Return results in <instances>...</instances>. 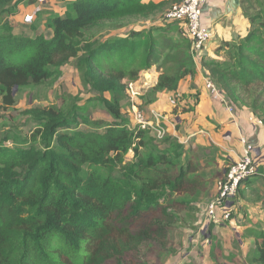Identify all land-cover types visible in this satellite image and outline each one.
Returning a JSON list of instances; mask_svg holds the SVG:
<instances>
[{
	"label": "trees",
	"instance_id": "16d2710c",
	"mask_svg": "<svg viewBox=\"0 0 264 264\" xmlns=\"http://www.w3.org/2000/svg\"><path fill=\"white\" fill-rule=\"evenodd\" d=\"M23 1L0 0L4 104H13L15 88L39 84L52 67L76 60L82 82L99 96L113 121L96 124L103 132H83L71 128L74 116L49 108L37 117L41 124L31 133L28 148L0 146V264H94L114 216L134 218L148 212L163 199L164 188L182 194L203 186L187 171L174 172L184 151L181 144L168 136L161 142L166 147L155 152L150 145L156 140L148 131L130 130L121 110L127 82L138 80L162 56L154 35L159 29L104 41L87 38L92 28L106 22L147 20L162 13L169 1L73 0L62 17L49 21L50 38L13 34L8 19ZM242 12L250 24L248 33L220 46L222 60L203 59L201 66L230 106L247 108L264 127V0H244ZM173 47L174 54L163 58L173 66L160 74L155 93L175 92L184 77L195 74L189 40ZM129 151L134 161L124 165ZM85 166L108 176L102 182L83 176ZM118 168L121 178H111ZM256 244L252 262L264 264L263 233Z\"/></svg>",
	"mask_w": 264,
	"mask_h": 264
},
{
	"label": "rangeland",
	"instance_id": "374dc122",
	"mask_svg": "<svg viewBox=\"0 0 264 264\" xmlns=\"http://www.w3.org/2000/svg\"><path fill=\"white\" fill-rule=\"evenodd\" d=\"M171 1L173 3L162 13L147 20L131 18L106 22L92 28L87 38L104 41L123 37L131 31L159 29L154 31V35L160 41L159 49L162 50V56L153 66L159 78L163 71L173 66L164 63V56L167 53L174 54L176 48L173 46L187 39L181 26L165 20V14L180 0ZM67 2L66 0L46 2L34 0L35 14L33 8L25 7V10L17 15L18 20H14V16L8 19L13 26V34L28 37L40 34L50 38L51 29L48 23L51 18L62 14L64 4ZM25 5L32 6L29 3ZM254 10L255 8L252 7L250 12ZM27 15H36V18L28 24L18 23ZM169 29L173 31L168 32ZM200 58L197 59V64L201 66ZM49 71L50 76L47 80L39 84L29 82L22 88H15L12 105L4 104L0 94V146L11 149L28 148L31 145V133L41 124L37 117L49 108L56 109L69 118L74 116L76 124L71 128L83 132H103L104 128L95 129L96 124L100 122L105 126L113 121L99 101V96L82 82L76 60L52 67ZM148 75L142 77L150 81L152 75ZM152 88L149 87L144 93L142 91L139 97L141 105H136L138 109H142L141 111L148 104V100L153 102L161 94L155 93ZM179 92L170 98V105L178 112L188 110L191 107L186 104L189 96ZM105 97L109 98L107 94ZM129 100L126 95L121 103V110L127 120L128 128H131L133 122L129 113L131 107ZM222 103L229 112L233 111V106L228 107L226 103ZM165 138L152 142L150 148L154 147L155 152L161 151L166 147V144L161 143ZM173 139L179 143L178 139ZM242 139L255 148L256 155L255 141L250 143L246 138L241 137L240 144ZM201 144L198 149H194V152L191 149V160L185 146L182 145L184 151L178 161L179 167L174 172L182 169L189 173L190 178L202 176L203 186L197 190L189 189L187 192H181L182 194L164 188L163 199L153 204L148 212L134 218L114 216L108 233L101 241L102 247L99 248V255L94 264H256L252 262V258L256 255L257 238L260 233L264 234V219L260 220L257 202L262 201L264 211V185L259 186L261 188L256 187L254 191L240 188L238 193L225 203H216L214 214L209 215L207 208L212 202H216L218 184L230 162L225 158L226 153L210 140ZM35 147L41 146L35 144ZM144 152L145 149L141 150V155ZM133 155V152L129 151L123 164L134 161ZM256 159L259 165L260 160L257 156ZM258 173L259 166L257 175ZM88 174L101 182L108 176L106 172L95 166L83 168L82 175ZM121 174L118 168L110 175L111 178H121ZM184 188H187V184ZM225 214H228V218H225ZM252 220L258 222L253 224Z\"/></svg>",
	"mask_w": 264,
	"mask_h": 264
},
{
	"label": "crops",
	"instance_id": "0c3cea01",
	"mask_svg": "<svg viewBox=\"0 0 264 264\" xmlns=\"http://www.w3.org/2000/svg\"><path fill=\"white\" fill-rule=\"evenodd\" d=\"M29 1L30 0H24L18 6L19 12L14 16V20L19 19L17 15L22 13L25 7L31 9L35 6L34 3L32 4ZM66 1L70 2L73 0ZM162 1L165 0H144V3L153 2L157 4ZM168 1L169 3L164 10L173 3L171 0ZM243 1L244 0H208L203 7V21L205 26L211 30L212 38L206 44L200 62L203 59L222 60L220 52L218 53L220 46L224 42H231L234 37L243 38L248 33L250 24L244 18L242 12ZM26 3L32 6L25 5ZM65 5L66 4H64V8L62 9V14H58L57 16L62 17L64 15ZM33 11L35 14L36 9L33 8ZM35 18L36 15H27L25 19H22V21L19 20L20 22L18 23L28 24ZM194 62L195 74L193 76L188 75L184 77L180 81L175 92H164L159 94L153 102L146 104L143 112L145 111L144 113L148 118L151 116L150 111L163 113L166 117L164 125L167 127L168 136L178 139L179 143L185 146L184 148L187 150L189 157L191 149H193L192 151L194 152V149H198L199 145H202L201 143L210 140L226 153L225 158L231 164L237 161L241 155V137L246 138L250 143L255 141L257 144L256 156L260 160L258 165L259 173L254 178L245 182L241 188L243 187L248 190L252 189V191H254L256 187H262L264 185L263 125L258 122V119L247 108L233 106V111L229 112L226 105L220 101V98L211 95L206 89L205 82L207 79V72L200 64H197V61ZM153 68L155 67H152L148 71H143L139 75L138 83L144 86L143 93L146 92V89L149 87H154L152 85H156L158 81V73L153 70ZM148 74L152 75L150 81L148 78L142 77L149 76ZM179 91L189 96L187 97L186 104L191 107L188 108V110L178 112L176 108H172V105H170V98ZM136 101V104L140 106L141 101H139V98ZM191 108L192 110H189ZM198 178L201 179L203 177L198 176ZM257 203V212L261 218L259 219L263 220L264 211L262 201H258ZM257 222L258 220L251 221L253 224Z\"/></svg>",
	"mask_w": 264,
	"mask_h": 264
},
{
	"label": "built area",
	"instance_id": "2783aa9c",
	"mask_svg": "<svg viewBox=\"0 0 264 264\" xmlns=\"http://www.w3.org/2000/svg\"><path fill=\"white\" fill-rule=\"evenodd\" d=\"M40 1L46 2L47 0ZM207 2L208 0H180L165 14L167 22L177 23L183 28L184 34L190 42V51L194 61L202 56L206 44L212 38L211 30L205 26L203 21V7ZM138 80L126 84V95L131 101L129 113L133 122L129 129L148 131L156 141L162 140L168 137L167 127L164 125L166 117L161 112L150 111L151 116L148 118L143 111L138 109L135 101L141 96L144 89ZM205 86L211 95L220 97L222 102L231 107L224 96L219 95V90L208 78ZM258 122L261 124L260 121ZM241 144L243 148L239 159L231 163L225 170L218 184L216 202H212L207 208L209 215L214 214L216 203H225L229 198L234 197L245 182L257 175L258 165L255 148L244 139H242ZM225 218H228V214H225Z\"/></svg>",
	"mask_w": 264,
	"mask_h": 264
},
{
	"label": "clouds",
	"instance_id": "9594fccd",
	"mask_svg": "<svg viewBox=\"0 0 264 264\" xmlns=\"http://www.w3.org/2000/svg\"><path fill=\"white\" fill-rule=\"evenodd\" d=\"M259 121V120H258ZM262 124V123H261Z\"/></svg>",
	"mask_w": 264,
	"mask_h": 264
}]
</instances>
